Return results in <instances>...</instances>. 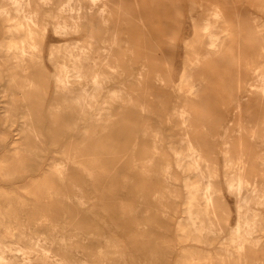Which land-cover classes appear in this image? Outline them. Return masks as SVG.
Segmentation results:
<instances>
[{"label":"bare ground","instance_id":"1","mask_svg":"<svg viewBox=\"0 0 264 264\" xmlns=\"http://www.w3.org/2000/svg\"><path fill=\"white\" fill-rule=\"evenodd\" d=\"M57 1L0 0V108L25 141L0 157V182L32 167L44 130L49 145L65 135L32 204L0 192V264H155L180 195L166 147L184 176L176 264H264V23L243 3L264 4L213 0L195 19L188 0L174 79L180 0Z\"/></svg>","mask_w":264,"mask_h":264},{"label":"rangeland","instance_id":"2","mask_svg":"<svg viewBox=\"0 0 264 264\" xmlns=\"http://www.w3.org/2000/svg\"><path fill=\"white\" fill-rule=\"evenodd\" d=\"M182 8L184 9V14H185V28L186 30L182 32L181 37L178 40V53H176V58L174 59L173 66L172 68V74L173 78L175 79L180 71L181 67V57L184 54V51L187 49V45L184 43L186 39H188L192 33L190 31H193L191 27H189V19L188 16L186 15L187 11V6H188V0H180ZM195 3V12H194V17L195 19L199 18L201 14L204 13L205 9L208 8L209 3L212 2L213 0H193ZM255 3L258 4L259 6L264 4V0H255ZM61 0H58L56 2L57 8L60 7ZM56 8V9H57ZM166 5H164V9L162 11H157L159 13H156L153 18L156 23V25L160 24L161 21H159L160 17V12L164 15ZM249 13H253V15H257L261 22L264 23V14L261 11H258L256 9V6L252 5L251 3L244 2L243 3V15L246 17H249ZM4 30L3 23L0 21V39L2 37V31ZM4 68V66H2ZM50 74L54 72L53 67L49 69ZM5 78V75H4ZM5 80V79H4ZM4 80H1L0 83H4ZM1 90V86H0ZM176 99L173 97L172 100ZM9 101V95H1L0 92V105H5L6 102ZM51 102V93H47L45 97V107L48 106V104ZM230 112L228 115L225 116V122L227 119H229L232 116V111H233V105L232 103L230 104ZM169 114L173 113V107L170 104L168 107ZM0 108V157L3 158H8L12 153H13V148L16 145L23 146L25 145V141L22 138V134L18 130V111H15V123H13L11 126L4 124L3 122V113L1 112ZM168 115V114H167ZM83 123L78 127V130L75 131L76 134L80 133V130L82 129ZM171 125L170 123L165 120L163 125L161 126V132L160 136L162 137V143L166 147L168 145V136L170 134L171 130ZM65 137V135H61L58 137V140L55 145H49L48 139H49V134L44 130L43 131V139H45V143L43 145V150H39L36 156H31L34 157L35 161L33 160V165L30 169H28L22 177L19 178L18 183L16 184H10L6 185L3 182H0V192L5 191L7 194H10L14 197H17L21 202H23L26 205H30L35 201V196L31 193L28 192L29 184L31 183L32 179H36L40 176V174L43 173L44 170H47L49 168V165L53 160H61L65 161V158L61 155L60 150L62 149V140ZM223 145V142L221 140L216 141V146L218 149ZM166 151L169 155V158L171 160V165L173 168V171L176 174L177 180L175 181L178 185L180 195L175 198L176 200V210L172 215V223H171V230L169 231L168 235L170 240L169 243L171 245V250H169L164 257L159 258L155 261V264H176V262L179 259V255L181 252V249L183 247V242H181L176 236H175V224L177 223L178 219L181 218L182 216V209H183V198H184V190L182 187V181H183V174L181 173L180 169L175 165L174 163V156L172 151L166 147ZM35 163H38L39 169L38 170H33L35 168ZM92 195V194H91ZM43 200L49 199L48 194H43L41 195ZM86 211V208H84ZM157 242L160 245H165L161 243V239L157 238ZM87 245H89V241H86ZM81 255V252L78 253ZM80 262V261H78ZM118 264H139L138 262H135L132 260L128 255H125L123 259H120L118 261Z\"/></svg>","mask_w":264,"mask_h":264}]
</instances>
